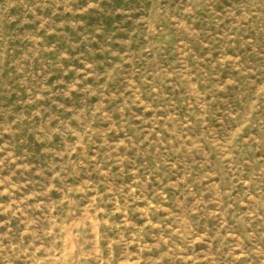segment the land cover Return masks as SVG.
I'll return each mask as SVG.
<instances>
[{
    "label": "rangeland",
    "instance_id": "1",
    "mask_svg": "<svg viewBox=\"0 0 264 264\" xmlns=\"http://www.w3.org/2000/svg\"><path fill=\"white\" fill-rule=\"evenodd\" d=\"M0 264H264V0H0Z\"/></svg>",
    "mask_w": 264,
    "mask_h": 264
}]
</instances>
